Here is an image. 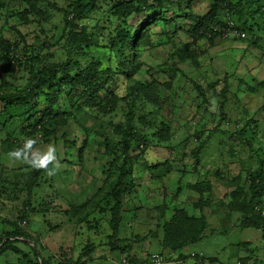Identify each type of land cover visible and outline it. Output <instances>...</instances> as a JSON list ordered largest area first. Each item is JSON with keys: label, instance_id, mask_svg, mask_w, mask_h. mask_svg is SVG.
Listing matches in <instances>:
<instances>
[{"label": "rangeland", "instance_id": "rangeland-1", "mask_svg": "<svg viewBox=\"0 0 264 264\" xmlns=\"http://www.w3.org/2000/svg\"><path fill=\"white\" fill-rule=\"evenodd\" d=\"M163 1L162 12L158 0H95L75 18L77 4L93 0H0V235L20 226L31 237L14 242L0 264H140L152 254L164 264H199L194 255L264 264L263 232L244 220L242 204L228 206L248 201L264 173V0H231L239 31L212 41L200 23L214 0ZM116 4L132 11L128 23ZM148 19L163 21L143 32L138 51L124 46L123 32ZM11 50L16 64L6 58ZM67 62L73 76L100 63L101 102L78 97L81 88L39 86L46 67ZM130 112L135 188L114 230L100 189L105 173L119 175L118 131H127ZM204 181L211 206L200 210L194 186ZM176 211L207 227L201 241L172 251L165 225ZM115 240L129 254L113 251Z\"/></svg>", "mask_w": 264, "mask_h": 264}, {"label": "trees", "instance_id": "trees-1", "mask_svg": "<svg viewBox=\"0 0 264 264\" xmlns=\"http://www.w3.org/2000/svg\"><path fill=\"white\" fill-rule=\"evenodd\" d=\"M251 2H259L260 0H249ZM165 2L163 0H158V5L161 7V10L163 12ZM240 5V3H239ZM96 8L95 0H93L92 3H89L87 5H82L80 2L77 4L76 13L73 17L77 18L89 10H93ZM239 8L238 4L233 3L231 0H214L213 4L211 6V10L209 13H207L203 18H201V27H203L200 30V34L204 36V38H208V40L212 41L216 39L219 36H223L222 32H219V30L213 29L214 25H219L218 23H221V29L227 28V20L222 19L220 17L221 13L222 15H228L231 21H228L229 27H231V22L234 24L231 29L239 31V28L236 26L234 22L235 12ZM115 9V16L119 17V19L124 20L127 23L129 22V19L127 20V17L132 14V11H128V5H118L116 4L114 6ZM150 10L156 11L155 6L151 5ZM264 13V12H263ZM175 16H178V13H174ZM164 16H161V18ZM186 18L188 17L186 14L184 15ZM159 19L150 20L148 19L143 24H139L133 33L131 32H123V39L122 43L126 47L132 48L134 51H138V45H140V42L144 40V36L142 35L143 32L146 34H150L148 32L151 30V28L157 24ZM121 43V44H122ZM79 46V45H78ZM7 60H10L11 63L16 64V61L18 59V56L13 53V51H9L6 54ZM74 67L72 66L71 62H67L65 64L61 65H52L50 67H46L41 73V79L38 82L39 86H47L50 84H54V86L58 84L65 85L70 88L71 91H73L75 88H81L82 92L80 91V96L88 97L87 102L89 104H97L98 102H101V99L97 97V94L99 91L96 89L98 84V79H101V75L99 72L98 67H100V63H95L92 65V67L84 68L79 66L78 70L79 73L77 75H71L70 69ZM60 86V85H59ZM83 86V87H82ZM135 90L138 89L141 91L142 89L146 90V88L142 85H136L134 88ZM144 92V91H141ZM151 94V93H150ZM59 96H56V100H59ZM143 96H145V93H143ZM68 97V96H67ZM69 98V97H68ZM137 98V97H136ZM135 99L129 98V107L133 109V103H135ZM2 102L9 104V101L13 99V97H2ZM70 99V98H69ZM151 100V99H150ZM72 102V100L70 99ZM73 103V102H72ZM55 112L54 110H52ZM53 114V113H52ZM130 118L128 119V124L126 125L127 131H118V134H121V136L124 138V143L121 144V153L123 157V164L121 168L119 169V175H116L114 178L113 176H110L105 173L106 178L104 180V185L100 189V193L106 192V196L100 199V202L104 203L105 205V214L109 216L111 219L110 223L114 230L118 229V226L120 224V220H122V212L123 208L125 206L126 198L131 194L132 191H134L135 181L133 180V175L131 171V165L133 163V154L131 152L132 150V140L135 139V127L131 121L133 112L129 113ZM46 118H50V115H48ZM64 122H62L63 124ZM151 153H149L147 156L149 157ZM146 156V157H147ZM28 157L33 160V156L28 153ZM145 157V158H146ZM146 160V159H145ZM161 162L158 161V163ZM156 164H152L151 166H154V169H158L161 167ZM41 171H36L34 174L35 178L39 177ZM264 173L255 175V178L251 182V190L252 196L248 199V201H245L244 196L241 199H237L232 204L229 203V207L233 209V206H239L242 204L241 210L245 211L246 217H244V220L247 221L248 225H252L259 231H262L264 234V225L261 223L264 222ZM35 179H33V182L31 185L33 186L35 184ZM194 191L199 193L200 199L198 201L199 205H195L196 207H200V210H202L203 206H211V201H209V198L205 197L206 193L210 194L212 191V183L209 181H204L203 183H199L194 186ZM129 194V195H128ZM223 204V203H221ZM220 204V205H221ZM84 212H88L87 206L80 209L72 208L70 211L66 212V215L69 217L71 216H78ZM100 214H102L101 211H99ZM190 214L184 212V211H176L174 212L168 223L165 225V232H166V238L164 240L165 246L170 248L172 251L181 250L185 247L195 245V243H198L201 241L203 234L206 230V219L203 218L202 220L195 219V217L188 216ZM251 222H254L257 224L256 226L252 224ZM88 226H90V223H87ZM28 240L31 239L30 235L20 226H13L9 231L3 232L0 235V256L6 253L8 250H12L14 248V242H18L19 240ZM116 239V237H115ZM112 250L115 252H121L125 254H129L130 248L129 247H123L122 243L119 240H115V242L111 245ZM127 252V253H126ZM82 256L79 257L81 260ZM241 264H244L243 262L239 261ZM200 264H206V262H202ZM207 264H216L215 261H207Z\"/></svg>", "mask_w": 264, "mask_h": 264}, {"label": "built area", "instance_id": "built-area-1", "mask_svg": "<svg viewBox=\"0 0 264 264\" xmlns=\"http://www.w3.org/2000/svg\"><path fill=\"white\" fill-rule=\"evenodd\" d=\"M225 33L227 34L237 33V31H232L231 28H228L227 30L225 29ZM196 261H198V263L206 262L205 258L203 259L202 257L196 258ZM126 264H134V263L126 262ZM140 264H164V259L159 254H152L150 255V258H148L146 261ZM216 264H222V263H216ZM236 264H241V263L237 262Z\"/></svg>", "mask_w": 264, "mask_h": 264}, {"label": "clouds", "instance_id": "clouds-1", "mask_svg": "<svg viewBox=\"0 0 264 264\" xmlns=\"http://www.w3.org/2000/svg\"><path fill=\"white\" fill-rule=\"evenodd\" d=\"M223 19H224V16H223ZM225 19L227 20V25H228V27L226 28V30H227L228 28H231V27L233 26V23L231 22V25H230L231 27H229V23H228V21H231L230 18H229V16H228V15H225ZM217 30H219V32H222V33H223V36H221V37H225V36H228V35L234 34V33H230V34H229V33H228V34L225 33V28H222V29L220 28V29H219V28L217 27ZM231 30H232V29H231ZM232 31H237V30H232ZM237 32H238V31H237ZM12 155H17V156H18L19 154L15 152V153H12ZM49 156H51V151L49 152ZM51 158L54 159L55 157H54V156H51ZM160 256H161V255H160ZM194 256H195V260H196V258H198V257H196V255H194ZM202 258L204 259V257H202ZM205 260H206V258H205ZM199 264H200V263H199ZM206 264H207V263H206Z\"/></svg>", "mask_w": 264, "mask_h": 264}]
</instances>
